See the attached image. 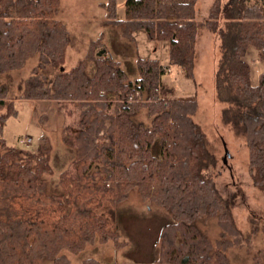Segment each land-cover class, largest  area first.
I'll list each match as a JSON object with an SVG mask.
<instances>
[{"label": "trees", "instance_id": "1", "mask_svg": "<svg viewBox=\"0 0 264 264\" xmlns=\"http://www.w3.org/2000/svg\"><path fill=\"white\" fill-rule=\"evenodd\" d=\"M197 2L125 0L124 17L116 18V0L105 1L103 26L117 28L131 44L136 31L169 44L168 65L136 56L138 76L129 80L106 48L100 56L93 52L104 45L101 37L75 65L61 68L71 35L56 18L60 0H0V75L36 57L19 98L66 110L62 141L73 151L51 191L49 137L40 134L31 152L6 144L3 126L17 111L6 100L8 84H0V264H70L64 250L78 252L95 241L123 245L100 209L120 207L133 190L141 201L158 199L171 217L160 229L155 264H233L231 249L264 264V245L252 247L256 220L251 215V230L243 232L232 202L215 188L218 158L194 120L197 100L178 98L163 78L174 66L194 81L200 25L215 34L221 122L244 139L248 174L264 193V67L254 82L250 66L264 64V0H213L201 23Z\"/></svg>", "mask_w": 264, "mask_h": 264}, {"label": "rangeland", "instance_id": "2", "mask_svg": "<svg viewBox=\"0 0 264 264\" xmlns=\"http://www.w3.org/2000/svg\"><path fill=\"white\" fill-rule=\"evenodd\" d=\"M105 1L60 0V11L56 14V18L66 23L71 35L61 68L68 70L75 65L87 52L89 42L101 37L99 42L104 45L99 43L93 52L97 54L106 48L107 53L120 63L129 80H134L138 76L134 45L122 38L117 28L102 27L101 22L107 15ZM212 1L198 0L196 19L199 23L207 15V8ZM124 2L125 0H116V18L124 17ZM146 40L153 45V50L159 49L160 41H152L148 38ZM197 53L194 81L185 79L180 69L174 66H171L163 78L175 87L178 98L197 100L198 109L194 120L205 132L218 158L217 167L212 173L215 188L232 202L234 219L243 232L251 230L249 220L251 215L256 220L255 226L258 232L252 242L253 250H256L264 245L262 231L264 193L252 184L248 174V151L244 139L235 136L229 127L221 122L220 114L223 104L217 101L214 88V73L219 58L218 42L215 34L201 25ZM36 62V57H32L21 69L0 75V84H8L6 100H13L17 111L16 115L6 120L3 126V137L8 146H13L20 152H31L37 147L39 135L45 132L52 148L50 156L52 173L46 178L49 189L57 191L58 176L69 166L73 158L72 149L62 141V126L66 122V110L61 111L54 102L19 98L20 83L30 75ZM250 66L251 78L255 82L264 64L253 60L250 61ZM93 71V63L89 61L87 73L91 75ZM4 111L5 109H0V112ZM68 120L70 121V118ZM21 136L31 137V143L20 144L18 138ZM223 143L230 155L226 164L223 163L225 155ZM100 212L110 217L114 228L120 234L119 241L123 245L117 247L111 240L105 243L95 241L88 243L78 252L64 250L63 253L67 255L70 264H85L87 259L97 261L99 264L156 263L160 229L171 221L170 214L158 199L141 201L136 190H133L128 200L120 207L113 208L105 203ZM212 231L215 232L214 228ZM229 258L233 264H250V256L245 250L231 249Z\"/></svg>", "mask_w": 264, "mask_h": 264}, {"label": "crops", "instance_id": "3", "mask_svg": "<svg viewBox=\"0 0 264 264\" xmlns=\"http://www.w3.org/2000/svg\"><path fill=\"white\" fill-rule=\"evenodd\" d=\"M208 9H209V7L207 8V12H208ZM59 20H61V19H59ZM61 21L66 25V23L63 20H61ZM102 22H101V25H102ZM66 27H67V25H66ZM102 27L108 28V27L103 26V25H102ZM102 35H104V34L102 33ZM133 37H134V44L133 45H134L135 59H136V56L146 57V58H150V59H157L163 65L169 64V44H168V42L162 41L158 46L159 49L153 50V45L150 44L149 42H147V40H146L147 36H146L145 32L136 31L133 33ZM107 55L108 54L106 53L105 56H107Z\"/></svg>", "mask_w": 264, "mask_h": 264}, {"label": "built area", "instance_id": "4", "mask_svg": "<svg viewBox=\"0 0 264 264\" xmlns=\"http://www.w3.org/2000/svg\"><path fill=\"white\" fill-rule=\"evenodd\" d=\"M18 142L23 145H29L31 143V137L21 136L18 138Z\"/></svg>", "mask_w": 264, "mask_h": 264}, {"label": "water", "instance_id": "5", "mask_svg": "<svg viewBox=\"0 0 264 264\" xmlns=\"http://www.w3.org/2000/svg\"><path fill=\"white\" fill-rule=\"evenodd\" d=\"M104 53V50H100V52H98V56L102 55ZM223 146H224V150H225V155H224V158H223V163L226 164L227 163V158L230 156L229 155V152L227 151L226 147H225V144L223 143Z\"/></svg>", "mask_w": 264, "mask_h": 264}]
</instances>
